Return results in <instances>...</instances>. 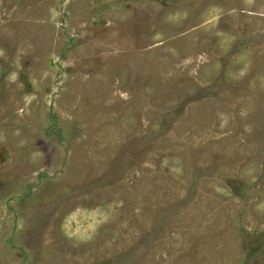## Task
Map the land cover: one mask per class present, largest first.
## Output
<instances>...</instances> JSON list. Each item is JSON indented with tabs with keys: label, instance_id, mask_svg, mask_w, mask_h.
<instances>
[{
	"label": "rangeland",
	"instance_id": "374dc122",
	"mask_svg": "<svg viewBox=\"0 0 264 264\" xmlns=\"http://www.w3.org/2000/svg\"><path fill=\"white\" fill-rule=\"evenodd\" d=\"M0 264H264V0H0Z\"/></svg>",
	"mask_w": 264,
	"mask_h": 264
}]
</instances>
